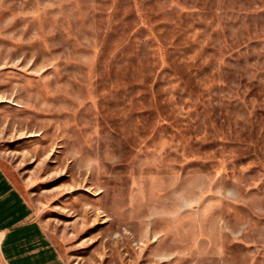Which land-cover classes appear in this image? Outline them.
Instances as JSON below:
<instances>
[{"label":"rangeland","instance_id":"rangeland-1","mask_svg":"<svg viewBox=\"0 0 264 264\" xmlns=\"http://www.w3.org/2000/svg\"><path fill=\"white\" fill-rule=\"evenodd\" d=\"M0 170L65 264H264V0H0Z\"/></svg>","mask_w":264,"mask_h":264},{"label":"crops","instance_id":"crops-1","mask_svg":"<svg viewBox=\"0 0 264 264\" xmlns=\"http://www.w3.org/2000/svg\"><path fill=\"white\" fill-rule=\"evenodd\" d=\"M14 201L22 202L19 192L0 170V253L5 264H65L31 209L10 208Z\"/></svg>","mask_w":264,"mask_h":264}]
</instances>
